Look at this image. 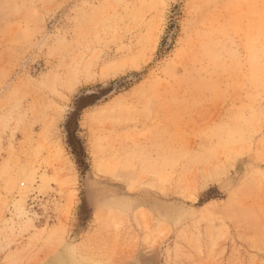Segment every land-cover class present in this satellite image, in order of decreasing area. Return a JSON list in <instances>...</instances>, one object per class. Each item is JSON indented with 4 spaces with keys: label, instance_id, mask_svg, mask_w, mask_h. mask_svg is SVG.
<instances>
[{
    "label": "rangeland",
    "instance_id": "obj_1",
    "mask_svg": "<svg viewBox=\"0 0 264 264\" xmlns=\"http://www.w3.org/2000/svg\"><path fill=\"white\" fill-rule=\"evenodd\" d=\"M264 264V0H0V264Z\"/></svg>",
    "mask_w": 264,
    "mask_h": 264
},
{
    "label": "bare ground",
    "instance_id": "obj_2",
    "mask_svg": "<svg viewBox=\"0 0 264 264\" xmlns=\"http://www.w3.org/2000/svg\"><path fill=\"white\" fill-rule=\"evenodd\" d=\"M63 260L59 257L53 264H61Z\"/></svg>",
    "mask_w": 264,
    "mask_h": 264
}]
</instances>
